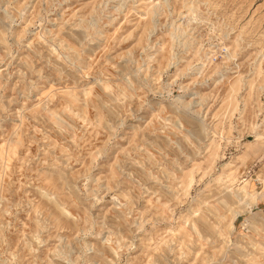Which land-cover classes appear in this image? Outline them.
Instances as JSON below:
<instances>
[{"label":"rangeland","instance_id":"obj_1","mask_svg":"<svg viewBox=\"0 0 264 264\" xmlns=\"http://www.w3.org/2000/svg\"><path fill=\"white\" fill-rule=\"evenodd\" d=\"M0 264H264V0H0Z\"/></svg>","mask_w":264,"mask_h":264}]
</instances>
